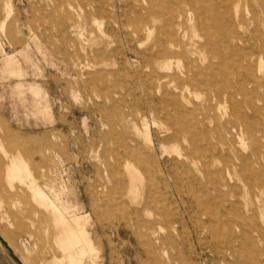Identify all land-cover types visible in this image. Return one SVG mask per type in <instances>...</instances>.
Listing matches in <instances>:
<instances>
[{"label":"rangeland","instance_id":"rangeland-1","mask_svg":"<svg viewBox=\"0 0 264 264\" xmlns=\"http://www.w3.org/2000/svg\"><path fill=\"white\" fill-rule=\"evenodd\" d=\"M257 262L264 0H0V264Z\"/></svg>","mask_w":264,"mask_h":264},{"label":"bare ground","instance_id":"bare-ground-1","mask_svg":"<svg viewBox=\"0 0 264 264\" xmlns=\"http://www.w3.org/2000/svg\"><path fill=\"white\" fill-rule=\"evenodd\" d=\"M207 42V41H206ZM262 59V58H261ZM178 63V62H177ZM224 107V106H223ZM257 169V168H256ZM82 230V229H81ZM256 247V246H255ZM259 258V257H258ZM257 264H259L258 262H257Z\"/></svg>","mask_w":264,"mask_h":264}]
</instances>
